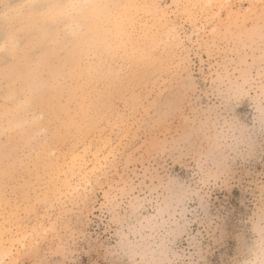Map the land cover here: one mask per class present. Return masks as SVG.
Segmentation results:
<instances>
[{
    "label": "rangeland",
    "instance_id": "1",
    "mask_svg": "<svg viewBox=\"0 0 264 264\" xmlns=\"http://www.w3.org/2000/svg\"><path fill=\"white\" fill-rule=\"evenodd\" d=\"M129 1L0 0V264H264V0Z\"/></svg>",
    "mask_w": 264,
    "mask_h": 264
},
{
    "label": "bare ground",
    "instance_id": "2",
    "mask_svg": "<svg viewBox=\"0 0 264 264\" xmlns=\"http://www.w3.org/2000/svg\"><path fill=\"white\" fill-rule=\"evenodd\" d=\"M129 1V0H128ZM130 2V1H129ZM128 3V2H127ZM129 5V4H128ZM2 132V131H1ZM4 132V131H3ZM0 135H1V133H0ZM2 136V135H1ZM98 150H96V152L94 151V155H98ZM70 157H71V159H72V161L73 162H78V161H81V159H82V155L81 154H77V153H75V152H72L71 153V155H70Z\"/></svg>",
    "mask_w": 264,
    "mask_h": 264
}]
</instances>
